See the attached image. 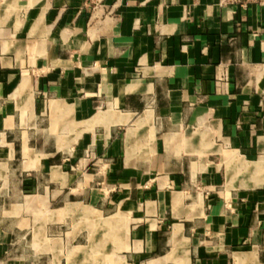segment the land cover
Masks as SVG:
<instances>
[{
    "label": "crops",
    "instance_id": "crops-1",
    "mask_svg": "<svg viewBox=\"0 0 264 264\" xmlns=\"http://www.w3.org/2000/svg\"><path fill=\"white\" fill-rule=\"evenodd\" d=\"M0 264H264V5L0 0Z\"/></svg>",
    "mask_w": 264,
    "mask_h": 264
},
{
    "label": "built area",
    "instance_id": "built-area-1",
    "mask_svg": "<svg viewBox=\"0 0 264 264\" xmlns=\"http://www.w3.org/2000/svg\"><path fill=\"white\" fill-rule=\"evenodd\" d=\"M220 6H228L233 4L246 5L248 3H258L264 5V0H217Z\"/></svg>",
    "mask_w": 264,
    "mask_h": 264
}]
</instances>
